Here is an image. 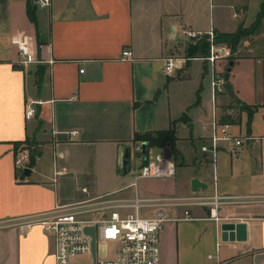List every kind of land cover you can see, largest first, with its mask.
I'll return each instance as SVG.
<instances>
[{"label":"crops","instance_id":"obj_1","mask_svg":"<svg viewBox=\"0 0 264 264\" xmlns=\"http://www.w3.org/2000/svg\"><path fill=\"white\" fill-rule=\"evenodd\" d=\"M260 1L0 0V264H56L51 236L38 223L20 229L22 217L99 195L193 193L223 196L218 218L206 204L162 205L160 264H264V41L256 40L259 32L240 40L231 94L211 84L226 57L211 67L205 54L195 55L199 50L188 56L184 36L185 29L247 27ZM13 34L26 35L40 60L21 63ZM124 48L131 57L121 56ZM168 55L178 56L171 74L163 69ZM233 98L252 111L228 109L238 114L228 121L231 131L252 138L236 151L221 140L213 159L201 145ZM30 101L40 107L26 117ZM172 126L175 174L132 184L142 159L132 147L134 132ZM26 139L38 152L32 164L18 167L15 142ZM192 177L205 187L192 190ZM156 208L141 213L151 216ZM223 221L240 223L237 237L221 238ZM84 254L69 264H87Z\"/></svg>","mask_w":264,"mask_h":264},{"label":"built area","instance_id":"obj_2","mask_svg":"<svg viewBox=\"0 0 264 264\" xmlns=\"http://www.w3.org/2000/svg\"><path fill=\"white\" fill-rule=\"evenodd\" d=\"M50 0H33L35 4L47 5ZM233 16L238 12L233 11ZM185 39L188 42H197L205 36L208 41V51L204 59L211 67L229 53V46L223 42L215 41V33L209 30H184ZM10 41L16 44L19 61L23 64L37 62L40 59L35 55L30 41L26 35L13 34ZM132 51L128 48L121 50L122 57H131ZM178 56L168 55L164 57V72L173 73ZM82 71V68H80ZM223 74H216L211 84L214 90L221 89ZM36 111L34 101L27 104L25 115L32 116ZM77 130H71L76 133ZM252 138L249 135H237L232 133L231 124L228 121L221 122L217 127L212 123V132L209 143L201 145L202 150L209 151L214 159L221 140H228L230 150L236 151L241 145ZM146 143V142H145ZM133 149L143 159L134 170L135 184L139 178L171 177L175 174L176 165L168 155L162 151H152L146 147L142 152L141 142H135ZM30 149L21 145L16 150L15 164L24 167L29 162ZM224 197L213 193L211 195L193 193L187 196H150L144 197L134 194L131 197H113L106 195L94 196L81 201L73 202L65 208L39 212L20 218L15 223L20 229L30 227L34 223L42 226L53 241L54 257L56 264H69L70 260L78 254L89 253L92 255V264H160V231L166 218L165 211L161 207L165 204H190L201 203L209 206L212 217L218 218L217 205ZM156 205L153 215L146 216L141 213L144 206ZM188 215V211H184ZM86 225L94 227L95 253L91 251L92 235L85 231ZM113 240L117 245L110 256H97V241Z\"/></svg>","mask_w":264,"mask_h":264},{"label":"trees","instance_id":"obj_3","mask_svg":"<svg viewBox=\"0 0 264 264\" xmlns=\"http://www.w3.org/2000/svg\"><path fill=\"white\" fill-rule=\"evenodd\" d=\"M30 18L32 20H35L34 15L30 12ZM264 26V0L260 1V6L259 10L256 13V16L254 20L247 26H241L239 25L236 30L231 31V32H214L215 33V41L218 42H223L226 43L232 51L236 50L240 40L249 35V34H254L258 33L263 29ZM199 44V52L200 54H195V55H201V53L206 54L208 51V41L205 38V36H202L197 40ZM198 51L196 53H199ZM235 55L230 54L228 56L229 59H234ZM228 63V61H227ZM227 65V64H226ZM230 108H240V109H245L248 112V115L250 116L251 114V106L246 104L245 102L239 101L236 98L232 99V102L230 104H227L226 107L224 108V112L221 116L222 121H235V118H237L238 114H231V112H228ZM180 119H185V115L182 114ZM176 136H175V130L174 127H169L165 129H153V130H147L143 132H138L135 131L133 134V140L135 142H146V147L147 146H154V147H163L165 144H170L172 147V151L174 152V158L177 156V149L175 147V142H176ZM24 146L28 147L30 149V155H29V163L32 164L35 159V155L37 154L38 151H36L35 147H33V142L26 141L24 140ZM21 141H16V149ZM146 159V156H143L144 160Z\"/></svg>","mask_w":264,"mask_h":264},{"label":"water","instance_id":"obj_4","mask_svg":"<svg viewBox=\"0 0 264 264\" xmlns=\"http://www.w3.org/2000/svg\"><path fill=\"white\" fill-rule=\"evenodd\" d=\"M33 2V0H32ZM198 48V43L197 42H188L187 46H186V54L188 56H191L193 54L196 53ZM234 60L233 59H229L227 65L224 68L223 71V83L222 86L223 88L231 93L234 94L233 89L231 87L230 81H229V71L231 68V65L233 64ZM40 107L39 102H36V113L38 111V108ZM188 126L190 131L193 128V125L191 122H188ZM141 146H142V152H145L146 149V143L145 141L141 142ZM127 155L128 153L124 155V159H123V164L126 165V161H127ZM125 167V166H123ZM190 185H191V189L192 190H196L197 188L201 187L204 188L205 187V183L203 181H201L198 177H192L190 180ZM240 227V223L238 222H233V221H223L220 224V229H221V238L223 240H227V239H233L235 237H237L238 235V230ZM85 231H87L88 233H90L92 235V240H91V251L93 253H95V239H94V227L92 225H86L85 226Z\"/></svg>","mask_w":264,"mask_h":264},{"label":"rangeland","instance_id":"obj_5","mask_svg":"<svg viewBox=\"0 0 264 264\" xmlns=\"http://www.w3.org/2000/svg\"><path fill=\"white\" fill-rule=\"evenodd\" d=\"M259 36L257 37V41H264V26H263V29L259 32ZM243 43V42H242ZM226 44V43H225ZM243 51H246V50H243L242 48L240 49L239 52H243ZM260 53H264V48L261 47L259 49ZM235 50L232 51L229 47V53L225 56L226 59H225V64H227V61H228V56L230 54L232 55H235ZM31 122H29L28 124H30ZM135 144V142H134ZM133 147V146H132ZM147 147H150V149L153 151L156 149V147H151V146H147ZM156 151H162L165 155H168L170 156L171 158H173L174 162H175V158H174V152L172 151V147L170 144H165L163 147H157V150ZM137 153V152H136ZM138 154V153H137ZM163 196H167V195H163ZM117 245L116 241H113V240H98L97 241V256L98 257H104V256H109L111 255V250L115 248V246ZM83 261L82 262H86L87 264L90 263V255L85 253L83 255Z\"/></svg>","mask_w":264,"mask_h":264}]
</instances>
